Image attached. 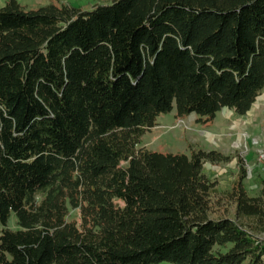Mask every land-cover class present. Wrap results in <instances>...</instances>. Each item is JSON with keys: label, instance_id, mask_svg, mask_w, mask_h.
Returning <instances> with one entry per match:
<instances>
[{"label": "trees", "instance_id": "16d2710c", "mask_svg": "<svg viewBox=\"0 0 264 264\" xmlns=\"http://www.w3.org/2000/svg\"><path fill=\"white\" fill-rule=\"evenodd\" d=\"M263 88L264 0H6L0 264H264V175L249 194L240 160L215 198L203 164L229 156L139 146L161 113L244 115Z\"/></svg>", "mask_w": 264, "mask_h": 264}, {"label": "rangeland", "instance_id": "374dc122", "mask_svg": "<svg viewBox=\"0 0 264 264\" xmlns=\"http://www.w3.org/2000/svg\"><path fill=\"white\" fill-rule=\"evenodd\" d=\"M95 2L108 3L110 0H69L71 5L85 10ZM139 146L162 153L190 154L202 149L229 156L227 161L203 164L204 172L216 181L215 198L237 180L238 164L242 160L246 170L245 189L254 194L259 177L264 175V158L259 157V150L264 149V88L244 115L222 108L211 121H205L194 113L185 117H177L174 110L161 113L141 136ZM70 218L77 219V212L71 211ZM7 227L18 228L14 213H11Z\"/></svg>", "mask_w": 264, "mask_h": 264}, {"label": "crops", "instance_id": "0c3cea01", "mask_svg": "<svg viewBox=\"0 0 264 264\" xmlns=\"http://www.w3.org/2000/svg\"><path fill=\"white\" fill-rule=\"evenodd\" d=\"M21 4L32 6L44 5L50 0H17ZM60 2L69 3V0H58ZM4 0H0V4H3ZM2 6V5H1ZM0 6V7H1Z\"/></svg>", "mask_w": 264, "mask_h": 264}, {"label": "built area", "instance_id": "2783aa9c", "mask_svg": "<svg viewBox=\"0 0 264 264\" xmlns=\"http://www.w3.org/2000/svg\"><path fill=\"white\" fill-rule=\"evenodd\" d=\"M259 157L264 158V149L259 150Z\"/></svg>", "mask_w": 264, "mask_h": 264}]
</instances>
